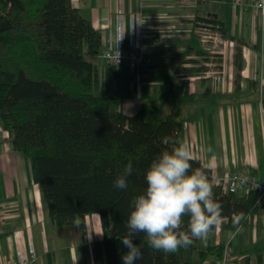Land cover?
I'll return each instance as SVG.
<instances>
[{"label": "crops", "instance_id": "1", "mask_svg": "<svg viewBox=\"0 0 264 264\" xmlns=\"http://www.w3.org/2000/svg\"><path fill=\"white\" fill-rule=\"evenodd\" d=\"M72 4L101 34L100 51H86V57L99 70L102 95L117 98L126 116L137 115L151 101L162 105L163 115L181 110L185 142L191 146L193 159L211 170L215 184L234 171L248 172L264 181L261 14L252 7L234 5L232 0H72ZM208 19L220 22L227 37L223 38ZM133 27L142 32L145 64L140 81L128 68H111L101 57L121 35L126 47H132ZM238 47L242 48L239 58ZM187 50L192 53L186 59L194 63L184 67L204 66L206 73H177L176 56ZM174 75V80L166 82ZM257 216L256 223L237 226L240 231L234 238L237 227L226 226L232 222L220 233L213 228L206 245L202 242L199 248L221 244L229 248L235 264H264V209ZM102 240L97 214L86 218L85 232L79 219L73 226L55 225L34 181L31 161L13 148L11 137L2 128L0 264L17 260L19 253L29 258L32 251L36 255L33 264H95L93 245ZM208 259L210 263L205 264L219 261L213 256Z\"/></svg>", "mask_w": 264, "mask_h": 264}, {"label": "trees", "instance_id": "2", "mask_svg": "<svg viewBox=\"0 0 264 264\" xmlns=\"http://www.w3.org/2000/svg\"><path fill=\"white\" fill-rule=\"evenodd\" d=\"M206 21L227 37L220 22ZM100 48V31L72 0H0L1 126L10 134L13 148L31 161L34 181L55 225L73 226L79 219L85 232L86 218L99 215L103 240L93 245L95 264H122L128 249L121 239L127 234L131 201L145 191L152 161L185 142V122L179 109L162 115L158 101L137 115H124L117 98L100 93L99 70L86 57V51L96 54ZM191 53L176 56L177 73L203 75L204 66L184 67L194 63L186 59ZM241 55L238 47L236 57ZM129 162L133 172L127 177L128 188L117 189L114 181ZM191 163L193 170H205L224 219L232 222V214L242 211L240 226L254 224V192L228 193L198 159ZM187 224L185 217L184 230ZM225 224L229 223L222 228ZM133 243L143 254L136 264H190L193 253L204 264L212 256L220 260L226 249L219 244L200 250L199 240H194L186 249L165 253L149 247L144 233Z\"/></svg>", "mask_w": 264, "mask_h": 264}, {"label": "clouds", "instance_id": "3", "mask_svg": "<svg viewBox=\"0 0 264 264\" xmlns=\"http://www.w3.org/2000/svg\"><path fill=\"white\" fill-rule=\"evenodd\" d=\"M123 36H119L117 42ZM192 160L190 144L182 142L171 152L163 151L152 161L145 175V191L131 201L127 234L121 239L128 249L121 257L122 264H136L138 259L143 258L140 247L133 243L139 233L146 234L152 249L175 253L181 248H188L194 240L206 245L213 228L222 223L223 206L214 198L213 185L205 170H193ZM132 172L133 165L129 162L114 181V187L126 190L127 177ZM185 217H188L186 230L183 229ZM244 219V212L233 213V226H240ZM239 231L237 227L233 238Z\"/></svg>", "mask_w": 264, "mask_h": 264}, {"label": "built area", "instance_id": "4", "mask_svg": "<svg viewBox=\"0 0 264 264\" xmlns=\"http://www.w3.org/2000/svg\"><path fill=\"white\" fill-rule=\"evenodd\" d=\"M232 2L234 5L252 7L256 13L261 14L264 17V0H232ZM139 29L136 30V28L133 27L132 35L134 44L132 47H126L125 41L122 39L114 47H110L101 52V57L110 67L115 69L120 67L128 68L131 75L135 77L137 81L141 80L140 70L145 64V58L143 56L141 46L142 32H140ZM230 45L233 44L231 43ZM0 131L2 132V128ZM6 133L7 136L10 137V134L8 132ZM217 184L222 185L228 193L241 192L249 194L250 192H254L258 212L264 209V181L259 180L258 177L248 172L234 171L228 174L225 180L220 181ZM257 215L254 223L257 222ZM229 222V218L223 219L222 223L216 227V231L221 232L222 224ZM35 260L36 255L34 251H32L29 258L24 254L19 253L17 260L8 261L6 264H33ZM217 264H235L233 257L230 255L229 248L226 247L222 258Z\"/></svg>", "mask_w": 264, "mask_h": 264}, {"label": "rangeland", "instance_id": "5", "mask_svg": "<svg viewBox=\"0 0 264 264\" xmlns=\"http://www.w3.org/2000/svg\"><path fill=\"white\" fill-rule=\"evenodd\" d=\"M213 46H214V44H212ZM215 68H217V67H215ZM163 115V114H162ZM100 231V230H99ZM215 231H216V227H215ZM217 232V231H216ZM101 233V232H100ZM217 233H220V232H217ZM202 242H200V244H201ZM203 248H205V247H203ZM200 250H202L201 248H200ZM211 258V257H210ZM209 259H207L206 261H208ZM205 261V263H210V262H206ZM204 263V264H205ZM190 264H200V260H199V255H198V253H193L191 256H190Z\"/></svg>", "mask_w": 264, "mask_h": 264}]
</instances>
